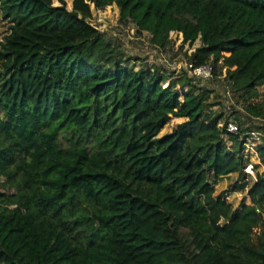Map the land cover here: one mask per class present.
I'll return each instance as SVG.
<instances>
[{
	"label": "trees",
	"instance_id": "obj_1",
	"mask_svg": "<svg viewBox=\"0 0 264 264\" xmlns=\"http://www.w3.org/2000/svg\"><path fill=\"white\" fill-rule=\"evenodd\" d=\"M113 3L156 46L200 41L245 104L264 86V0H0V264H264V171L238 207L216 192L242 134L195 76L128 65L91 23Z\"/></svg>",
	"mask_w": 264,
	"mask_h": 264
},
{
	"label": "rangeland",
	"instance_id": "obj_2",
	"mask_svg": "<svg viewBox=\"0 0 264 264\" xmlns=\"http://www.w3.org/2000/svg\"><path fill=\"white\" fill-rule=\"evenodd\" d=\"M68 6L72 7L73 0H67ZM93 19L91 23L96 26L108 39L114 42L120 49L124 58L129 59L128 65L149 70L155 73L157 70L177 77L187 73L194 77L190 67V55L201 45L197 41L194 45L183 44V35L176 31L171 32L170 42L165 48L151 43V35L147 32H139L137 26L128 20H123L120 15V8L116 3L97 9L92 5ZM9 27L8 20L0 11V40ZM198 85L210 91L209 102L213 103L208 109L215 113H223L225 119L236 120L242 123L244 128H259L264 133V86L258 88L259 95L244 103L238 94L232 89L230 82L224 75L213 76L209 79L196 78ZM253 104L263 110L262 115L252 114L246 109V105ZM227 119V120H228ZM184 121V118H173L161 130L160 136L170 132L177 123ZM250 160L256 169L264 171L260 162L259 153L253 151L249 154ZM239 180L238 173L224 176L216 185V192L227 191L229 200L235 207H238L243 200L245 193L235 187ZM240 183V182H239ZM1 190V189H0Z\"/></svg>",
	"mask_w": 264,
	"mask_h": 264
},
{
	"label": "built area",
	"instance_id": "obj_3",
	"mask_svg": "<svg viewBox=\"0 0 264 264\" xmlns=\"http://www.w3.org/2000/svg\"><path fill=\"white\" fill-rule=\"evenodd\" d=\"M188 66L190 67V71H192L193 76L196 78L209 79L213 77V66L210 63L201 66H194V64L190 62ZM220 125L224 126L230 133L242 134V137L245 141L244 153L247 158L250 159V152L255 151L259 153V148L264 147V133L261 132L259 128H247L242 130L243 127L240 125V123L232 119H228L226 122H222ZM244 170L245 175L243 178H239L238 182L242 183L244 180L248 182H255L257 180V169L252 161H250L245 166Z\"/></svg>",
	"mask_w": 264,
	"mask_h": 264
},
{
	"label": "crops",
	"instance_id": "obj_4",
	"mask_svg": "<svg viewBox=\"0 0 264 264\" xmlns=\"http://www.w3.org/2000/svg\"><path fill=\"white\" fill-rule=\"evenodd\" d=\"M264 167V166H263Z\"/></svg>",
	"mask_w": 264,
	"mask_h": 264
}]
</instances>
